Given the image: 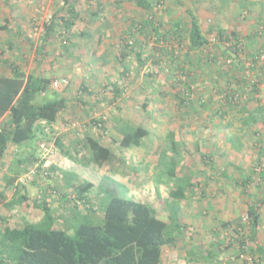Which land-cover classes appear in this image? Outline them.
Wrapping results in <instances>:
<instances>
[{"label":"rangeland","instance_id":"1","mask_svg":"<svg viewBox=\"0 0 264 264\" xmlns=\"http://www.w3.org/2000/svg\"><path fill=\"white\" fill-rule=\"evenodd\" d=\"M151 1L154 3L152 11L156 14V17H153L157 23L158 21L162 23L160 38L164 42L157 44L156 36L158 35L151 31L149 38L136 34L134 36V39H137L136 45L132 46L135 49L129 48L127 39L132 38L128 33L122 36L123 47H120L121 52L116 55L117 58H121L124 51L135 53L136 49H141L142 58L146 61L145 65L140 67L134 57L127 62H124L122 58L118 64H105L101 75H105L106 78L100 81L104 85L100 86L99 91L94 88V95L88 96V99L94 103V111L87 109L88 115L81 116L80 106L76 103V115L72 111L67 118L61 117L60 122L49 125L47 128L42 127L38 138L30 140L28 144H22L20 149L11 146V149L2 155L0 189L8 193L9 199L17 195V197H25L28 201L16 205L12 208L13 210L0 207V216L3 217L0 219V227L39 221L42 218V211L37 207L38 201L46 197L52 205L53 213L56 216L59 215L57 225L72 231L71 225L78 221L76 216L78 213L91 215L93 211L95 217L101 218L102 200L98 194L102 189L100 186L104 180H113L126 188V196L154 207L161 220L168 224L173 211L171 205L177 203L178 220L182 228L177 233L175 244L164 247L165 264H256L257 261L260 263L264 256L255 252L257 247L251 240L249 221L245 219H248V205L256 203V194L254 198L252 191L264 192V185L260 187L257 178H254L255 182L249 183L247 194L244 195L242 193L244 187L237 185L236 182L244 180L248 175L247 172L252 171L259 163L264 165V153H259L260 148L264 147V112L257 111L260 105L261 109H264V91L262 100L259 101L260 105L244 99L238 106H230L221 98L220 92H215L220 91L225 82L224 79L218 78L216 79L218 85L212 84L216 71L206 66L203 60L200 62L202 65L198 63L193 65L184 61L187 55L185 51L187 53L189 51L188 44L183 43L188 41L186 24H189L190 19L186 14L187 9L190 10L191 7L195 11L196 9L204 10L205 13L209 12L208 15L214 13L216 18L210 16L215 20L211 25L214 31H210L217 35L219 30L216 27L220 29L218 16L224 14V9L228 8L224 4V7H219L221 0H163L166 10H161L163 8L156 4L158 0ZM120 3L127 6L122 7L125 10H135L132 7L129 8L123 0ZM110 5L108 3V10L113 9ZM108 10L105 7L103 13ZM232 11H234L233 7L229 8L225 14L228 13V16H231ZM259 11L256 9L254 11L257 18L256 25L263 15V10ZM150 13V10H146L145 17H149ZM48 16L53 17L51 9L39 8L38 13L32 18L30 25L35 44L43 42L46 32L45 18ZM248 16L245 15V17ZM134 18L136 19V16ZM253 18L240 20L243 24L232 25L233 28L230 31L241 32L243 35L252 32L256 27H253L255 25ZM208 19L209 17L206 21ZM135 21L138 22V20ZM178 21L182 24L181 30L174 25ZM250 21H254L252 25L250 24L251 28L248 27ZM120 22L129 25L128 20L117 17V23ZM244 25L247 27L243 28ZM209 27L203 24L204 33L209 30ZM64 40L67 39L61 38L60 48L64 47ZM139 41L140 44L137 45ZM172 44L179 46L170 50ZM158 49H161V59L156 60ZM84 55H86L85 52L82 57ZM114 57V54H111L109 59ZM223 67L227 72L231 71L228 66ZM122 68L125 71L124 75L119 72ZM114 70L118 72L113 78H108L107 73L111 72L113 75ZM190 76L196 77L194 79L198 84L196 88L205 91L203 97L206 96L209 99L212 94L217 97L211 109H206L211 110V115H203V111H197L195 115H200L198 118L181 116L183 111L179 109V94L184 95L183 88L192 81L189 80ZM116 84L119 90L122 89V95L115 103H112L114 90L111 88ZM53 87H50L49 95H58L61 91L65 92L67 88L63 86L60 90H56ZM70 94L75 96L76 90H72ZM42 98L37 100L40 101ZM96 100L97 103H95ZM220 107L227 111V116L219 115ZM244 109L248 112L245 113ZM90 111L94 117L91 116L93 114ZM217 111L218 114H216ZM248 113L255 114L258 120L251 123L245 122ZM100 117L105 119L103 128L93 122ZM218 118L228 127L224 134H213L217 133L215 127H212L214 128L212 133L207 130L210 126L220 127L217 123ZM120 120L134 127L141 125L149 127L150 136L144 140L143 146L128 149L121 146L122 123ZM89 122L90 127L87 125ZM3 124L2 119L0 127ZM239 126L242 130H239ZM193 127L199 131L198 134L190 133ZM256 132H260L261 135L258 137ZM86 134L99 139L114 153L113 161L105 168L94 163L89 164V160L85 158L89 153L76 143ZM240 137L241 147L236 142ZM43 143L52 150V154L46 159L51 162L47 167H43V164H33L44 157L41 149ZM172 143L176 144V151ZM203 152H210L215 157V165L199 164ZM206 161L209 160L206 159ZM33 165L38 167L42 165V168H39L40 172L29 179V170ZM171 168L176 169L174 176L168 172ZM19 173L21 174L18 179L23 177L24 182L15 181L11 186H7L6 176L15 177ZM85 182L94 184L89 192V197L92 199L89 206H83L74 191V186ZM177 188L186 191L184 198L173 204L174 192ZM63 194L66 195L65 198ZM261 198L259 196L258 199L261 200ZM259 209L261 214L259 238L264 247V204L259 205ZM223 222L231 223L232 227L226 228L222 225ZM241 225H246L247 231L245 243L248 247L244 248L245 253L242 252L243 245L238 241L240 236L233 229Z\"/></svg>","mask_w":264,"mask_h":264},{"label":"trees","instance_id":"2","mask_svg":"<svg viewBox=\"0 0 264 264\" xmlns=\"http://www.w3.org/2000/svg\"><path fill=\"white\" fill-rule=\"evenodd\" d=\"M133 1L138 7L150 10L151 13L149 17L138 20V22L133 19L129 29V37L132 39H127L128 47L134 48L132 46L136 45L137 39H134L136 34L148 37L150 32L154 31L158 35L156 36L157 41L162 40L160 38L162 23L160 21L157 23L153 17L156 15L152 11L154 9L153 1ZM156 4L163 8L161 10H166L163 0H158ZM186 14L190 22L186 24L188 41L183 43L188 44L191 52L198 51V53H186L184 61L193 65L194 63L202 65L200 62L206 61L204 64L211 67L214 72L216 71L215 80L212 84L216 86L218 85L216 79H224L225 82L220 91L215 92H220L221 98L230 106H238L240 101L244 99L250 103L257 102L259 104L264 89L261 90L257 85H252L249 82L245 72V64L246 62L250 63L249 71L254 73V78L262 79L264 77V62L261 66L259 65L261 52L264 50V35L261 36L257 30L263 19L258 20V25L252 32L242 35V45L245 49L242 58L235 55L234 47L225 48L223 44H216L217 49L221 51L220 56L224 60L233 59L231 65L228 66L231 71L227 72L223 65L218 62L215 53L209 52L210 50L203 51L204 47L212 40L206 39L203 35L197 16L191 9H187ZM53 23L54 16L49 25H44L46 28L44 36L47 37ZM174 25L181 30L180 21ZM231 36L237 40L240 39L239 32L222 29L218 31L220 42L229 40ZM129 40H134V43L130 45ZM44 44L42 43V45ZM139 54V65L143 66L146 61L142 58V53ZM189 78L192 81L183 88L184 95L179 94V109L183 111L181 116L195 115L197 111L202 112L209 109L216 97L213 94H209V99L206 96L203 97L205 91L196 88L198 85L197 81L194 80L196 77L190 76ZM50 87L51 80L37 74L26 75L20 70H15L12 76H0V119L4 120L3 126L0 127V166L2 155L6 151L8 152L11 146L20 149L22 144H28L30 140L38 138L42 129V121H46L51 126L65 113L67 98L53 97V99L46 96L49 95ZM116 89L114 96H121L122 89ZM43 96L44 98H42ZM40 97L42 100H37ZM146 105L145 102V108ZM222 108L220 107L219 114L224 111ZM257 111L264 112V109H261L260 105ZM244 112L247 113L248 111L244 109ZM257 120V117L250 114L245 122L250 121L251 123ZM93 122L102 128L105 127L103 126L104 117L97 118ZM120 122L122 123L121 146L127 149L143 146L144 140L150 136L149 127L144 125L134 127L128 122L122 120ZM256 133L258 137L261 135L260 132ZM76 143L89 153L88 156H85L89 160V164L94 163L105 168L113 161L114 153L112 150L90 134L84 135ZM172 146L176 151V144L172 143ZM259 153H264V147L260 148ZM260 157L261 155L258 158L259 162ZM44 162L45 159L42 158L38 163L43 164ZM33 164L37 163L34 162ZM39 168H42V165ZM175 170L171 168L168 172L174 176ZM247 173L248 175L244 180L236 182L237 185L244 187L242 192L244 195L247 194L249 183L255 182L254 178H257L260 187L264 185V165L259 163L257 167ZM20 174H16L15 177L6 176L7 186H11L15 181L18 182L17 179ZM93 187L92 182L74 186L77 198L83 203V206L91 205L92 199L89 197V192ZM100 187L102 189L98 194L102 200L100 205L102 208L101 218L94 216L93 209L90 210L92 216L78 213L76 214L78 221L71 225L72 231L57 225L59 215L56 216L53 213L52 205L46 197H43L42 201L37 200V207L42 211V218L39 221L27 222L18 226L0 227V264H165L163 259L164 247L175 244L177 233L182 228L178 220L175 201L183 199L186 190L177 188V191L174 192L173 204H175L171 205L173 211L170 214V224H168L161 220L157 210L150 204L126 196V188L121 184L113 180H104ZM63 196L66 197L64 194ZM9 198L8 193L0 189V207L12 209L26 200L25 197H17V195L12 199ZM245 220L249 221L250 233H252L251 240L257 247L255 252L264 256V249L257 238L261 225V214L257 204L248 205V219ZM222 225L226 228L232 227L231 223L228 222H223ZM245 226L233 228L240 236L238 241L243 245L242 252L244 253L246 252L244 248L248 247V244L245 243L247 237ZM250 254H253L252 250ZM250 254L249 256H251ZM256 264H264V257L261 258L260 263L257 261Z\"/></svg>","mask_w":264,"mask_h":264},{"label":"crops","instance_id":"3","mask_svg":"<svg viewBox=\"0 0 264 264\" xmlns=\"http://www.w3.org/2000/svg\"><path fill=\"white\" fill-rule=\"evenodd\" d=\"M120 1L121 0H0V76H12L15 70H20L26 75L37 74L51 80V87L55 86L53 88H56V90H60L63 86L60 84L55 85V80L67 78L70 84L66 86V91H61L58 95L56 94L58 97L67 98L68 101L66 111L61 117H63V119L67 118L72 111L73 114L76 115L75 112L77 110L75 109L77 108V104L80 106V115H88L89 112H87V109L94 111V103H92V100L88 99V96L94 95V88L99 91L100 86L102 84L104 85L103 82H100L106 78L105 75H101L104 65H110L111 63L118 64L122 58L124 62L129 61L132 57L137 59L138 64L140 61L139 53L141 49H136L135 53H133V51L130 53L124 51L121 58H117L116 55L121 52L120 47H123L121 42L122 36L130 33L129 29L132 26V21L146 18V10L138 7L133 0H123L129 5V8L132 7L135 9L130 10L127 8L128 10H125V8L122 7L127 6L124 3H120ZM262 2L264 3V0H236L235 2L234 0H221L219 7L224 4V6L228 7L224 9L225 12L231 7H233L234 11H232L231 16H228V13L225 14V12L224 14H220L218 16L220 29L218 27H216V29L230 31L233 28L232 25L238 26L243 24L240 20H250L253 17V20H255V25H253V27L257 26V18L254 11L255 9L256 11L260 9L264 11ZM108 3L111 4L110 6L113 7V9L110 8V10H108ZM105 7L108 11L103 13ZM39 8L51 9L53 11L54 23L47 37L44 36L42 39L43 42L35 44L32 38L30 24L32 18L38 13ZM189 9L197 16L200 24L203 23L205 27L210 26L208 28L209 30L205 31L206 33L203 31V35L206 39L212 40L215 36V32H213L214 30L211 25L215 20L210 16L216 18V15L214 13L208 15L209 12L205 13L206 11L204 10L198 11L196 9L195 11L191 7ZM246 14L249 16L245 17ZM135 16L136 19L134 18ZM117 17L128 20L129 25L127 26L125 25L126 23L122 24L121 22L117 23ZM208 17L209 19L206 21ZM129 19H131V21ZM248 23V27L251 28L254 21ZM246 27L247 25H244L243 28ZM61 38L67 40L63 41L65 45L60 48ZM42 43L45 44L42 45ZM138 44H140V41L137 42V45ZM83 52H85L86 55L82 57ZM111 54H114L115 57L110 60L109 57ZM139 66L141 67V65ZM113 72H115L113 75L111 72H108L107 77L113 78L118 71L114 70ZM119 72L121 75H124L125 71L122 68ZM78 85L79 87H77ZM112 87L111 89L114 90L113 95H115V89L118 88V86L116 84ZM72 90H76L75 96L70 94ZM46 96L53 98V95ZM112 98V103H115L118 99V97L115 96H112ZM97 100L95 103L98 102ZM82 102L85 104L82 105ZM83 106H85V108H83ZM96 106H98V104ZM210 111L211 110H204L203 115H211L212 113ZM219 115L221 117L227 116V111L224 110ZM253 115L255 114H252V116ZM91 116L94 117V114ZM186 116L198 118L200 115ZM61 120L60 118L56 123ZM218 121L217 123L220 124V127L210 126L207 130L212 133L214 131L212 127H215L217 133L213 134H224V131H227L228 127L223 124L224 121L223 123L220 119ZM87 125L90 127V122L87 123ZM239 130H242L241 126H239ZM190 133L198 134L199 131H196V128L193 127V129H190ZM241 140L240 137V139L236 141L240 147ZM239 146L238 149H240ZM206 159L209 161H206ZM200 160L199 164L201 163L202 165H215L216 162L215 157L210 152H203ZM252 194L253 197L256 194V203L253 204H257L258 206L264 204V192L252 191ZM259 196L262 197L261 200L258 199ZM26 200L28 201V199ZM25 201L23 203H25ZM1 218L3 217L0 216V219ZM257 238L258 241L261 242L259 232Z\"/></svg>","mask_w":264,"mask_h":264},{"label":"built area","instance_id":"4","mask_svg":"<svg viewBox=\"0 0 264 264\" xmlns=\"http://www.w3.org/2000/svg\"><path fill=\"white\" fill-rule=\"evenodd\" d=\"M52 19H53V17H51V16L46 17L45 18V23L49 25L52 22ZM260 20H262V24L260 23V26L257 24L258 25L257 30H258L259 34L261 36H263L264 35V14L260 17ZM239 35H240V39L239 40H237L235 37L231 36V38L229 40L220 42L219 41L220 39L218 38V34H217V35H215L212 38V42L209 43L208 45H206V47H204L203 51L204 52H207L208 50H210L209 52H213V53H215L217 55L218 62L221 65H223V66H229L233 62V59L232 60L230 59L228 61L227 60H224L220 56V52L221 51L217 49L216 44L217 43L218 44H223V47H225V48L234 47V50L233 51L235 52V55L238 56V57H240V58H242L243 55H244V50L245 49H244V47L242 45V41H243L242 35L243 34L241 32H239ZM156 42H157V44H161V43L164 42V40H160V41L158 40L157 41V39H156ZM128 43L130 45H132L134 43V40H129ZM178 46L179 45H173L172 44L170 50H172L174 47H178ZM187 49L189 50L188 52H190L191 54L198 53V51L191 52L188 47H187ZM160 50L161 49H158V52L156 53V58H155L156 60L161 59L160 58ZM185 53H187V52L185 51ZM263 62H264V50L261 52L260 64L259 65L261 66ZM245 67H246V69L245 68L244 69H245L246 75L248 76L249 82L252 85H257V87L260 88L261 90L264 89V77L262 79H256V78H254V73L252 71H249V67H250V63L249 62H246ZM59 84L62 85V86H67L69 84V81H68V79H65V78L55 81V85H59ZM49 125L50 124H48L46 121H42L41 122V126L43 128H47ZM74 127H77V125H74ZM41 149H42V151L44 153V157L43 158H45V162H44L45 165L43 163V167L44 166L47 167V166H49L51 164V162H50V160L47 161L46 159H47V157L49 155L52 154V150H51V148L49 146H47L46 143H43L42 144ZM37 164L39 165L40 163H37ZM38 165H33L32 168L29 170V174H30V175H28V176H30V177H28L29 179H32L34 177V175H36L37 173L40 172V169H39ZM24 179L25 178L21 177L20 179H18V182L19 183H22V182H24ZM251 264H254V263H251Z\"/></svg>","mask_w":264,"mask_h":264}]
</instances>
